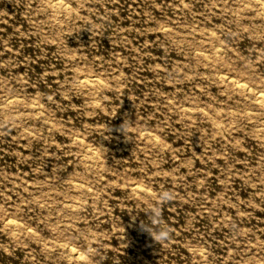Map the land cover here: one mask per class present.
Segmentation results:
<instances>
[{"label": "rangeland", "instance_id": "obj_1", "mask_svg": "<svg viewBox=\"0 0 264 264\" xmlns=\"http://www.w3.org/2000/svg\"><path fill=\"white\" fill-rule=\"evenodd\" d=\"M62 1L0 0V264H264V0Z\"/></svg>", "mask_w": 264, "mask_h": 264}, {"label": "bare ground", "instance_id": "obj_2", "mask_svg": "<svg viewBox=\"0 0 264 264\" xmlns=\"http://www.w3.org/2000/svg\"><path fill=\"white\" fill-rule=\"evenodd\" d=\"M51 4L55 7V9H59V10H62V9H66L67 5L65 6L64 2L62 0H50ZM218 51V50H216ZM97 78V77H96ZM228 78V77H227ZM98 79V78H97ZM91 80V79H90ZM89 80V81H90ZM239 80V79H238ZM86 81V80H83V82ZM97 81V80H96ZM244 81V80H243ZM93 82V81H92ZM94 83V82H93ZM89 84V83H88ZM249 84V83H248ZM236 86H237V83H236ZM238 87H240L241 89L243 90H248V87H246V85L242 82H238ZM252 88V87H251ZM257 89V88H256ZM255 89V90H256ZM259 89V88H258ZM257 91L255 92V98L264 105V93L263 92H260V91ZM249 91V90H248ZM251 91V90H250ZM250 93V92H249ZM254 98V97H253ZM254 98V99H255ZM257 101V102H258ZM11 102V101H10ZM150 134V133H149ZM87 149V148H86ZM91 153V152H90ZM95 153V152H94ZM97 154V153H96ZM94 155V154H93ZM135 189V188H134ZM69 249V247H68ZM77 255V254H76ZM75 256V254H74Z\"/></svg>", "mask_w": 264, "mask_h": 264}, {"label": "clouds", "instance_id": "obj_3", "mask_svg": "<svg viewBox=\"0 0 264 264\" xmlns=\"http://www.w3.org/2000/svg\"><path fill=\"white\" fill-rule=\"evenodd\" d=\"M151 234H152V236L155 238V240H159V239H166L167 237H166V235H165V233H166V231H167V229H166V227L163 225V224H161L160 225V235H159V237L156 235V233L155 232H153V230H152V228H150V227H145Z\"/></svg>", "mask_w": 264, "mask_h": 264}]
</instances>
